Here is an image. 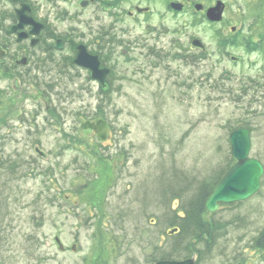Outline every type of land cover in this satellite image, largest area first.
<instances>
[{
    "label": "rangeland",
    "instance_id": "374dc122",
    "mask_svg": "<svg viewBox=\"0 0 264 264\" xmlns=\"http://www.w3.org/2000/svg\"><path fill=\"white\" fill-rule=\"evenodd\" d=\"M24 1L53 32L103 56L111 73L101 90L66 59L68 43L51 49L43 37L17 45L4 32L15 4L0 0V42L8 49L0 56V264H152L178 239L211 264L251 238L254 254L264 229V171L254 195L205 213L220 226L212 236L168 231L175 208L233 162V128L246 125L249 154L264 165V47L246 54L223 45L217 33L235 20L171 14L165 0ZM135 5L149 11L128 15ZM236 7L229 15L238 20ZM253 27L263 36L264 11ZM192 36L205 52L189 47ZM25 46L30 62L13 66ZM225 49L242 54L241 62L224 57ZM98 118L110 126L104 141L81 127Z\"/></svg>",
    "mask_w": 264,
    "mask_h": 264
},
{
    "label": "water",
    "instance_id": "95a60500",
    "mask_svg": "<svg viewBox=\"0 0 264 264\" xmlns=\"http://www.w3.org/2000/svg\"><path fill=\"white\" fill-rule=\"evenodd\" d=\"M172 8L179 10L181 4L178 2H171ZM198 8V6H197ZM223 5L217 2L215 6L207 10V17L210 20H219L221 18ZM145 8H137L141 11ZM30 11L28 4L21 3L19 7L15 8V12L18 18V22L13 24L8 30V33H17V41H20L24 37L28 36V33L24 31H18L22 29L24 25H31L32 28L29 31L30 34L36 35L42 24L27 13ZM36 38L31 39V44H34ZM194 45H200L197 39L192 41ZM57 47H59L57 45ZM77 54L74 62L80 66L86 67L91 72V77L104 84V79L109 69L106 67H99V60L97 55H92L86 51L85 46H77ZM24 63L25 58L18 61ZM83 128H89L93 130L99 140H105L108 136L109 128L106 122L102 119L96 121H85L82 124ZM230 151L235 162L226 171L223 177L213 187L211 194L208 196L205 207L208 211H212L216 208L217 202H232L236 200H242L253 194L260 185V176L263 172V167L260 161L256 158L249 157L250 149V136L247 128L239 127L232 130L229 134ZM38 151V149H36ZM40 153V152H39ZM176 228L170 232H174ZM60 249L63 248L62 243L58 236H55ZM74 249V246L72 247ZM154 264H196L193 259L187 258L184 260H159Z\"/></svg>",
    "mask_w": 264,
    "mask_h": 264
},
{
    "label": "flooded vegetation",
    "instance_id": "af4514ba",
    "mask_svg": "<svg viewBox=\"0 0 264 264\" xmlns=\"http://www.w3.org/2000/svg\"><path fill=\"white\" fill-rule=\"evenodd\" d=\"M49 1H53V0H49ZM81 1H86V0H77V3L79 2V5L81 3ZM171 1H177V2H181L182 3V10L181 11H173L169 6L168 3H170ZM240 3H238L237 0H165V5L167 7V10L171 13V14H181V13H187L189 11H191L192 13H197L199 16L201 17H205V20H207L209 22V24H223L225 23L226 20H235L237 23V25L235 24H230L229 25V30L225 31L226 28H222V31H218L217 35L219 38V42L221 41L226 45H230L231 47H235L236 49H240L242 51V53L246 52V54L249 53H258V52H262V48L264 47V33L263 36L258 35L259 32L256 31V28L253 26H257L258 22L261 20V16H262V11H264V0H239ZM88 2H90V0H88ZM217 2H221L223 3V11H222V18L219 21H210L207 18L206 15V11L208 8L213 7L214 5H216ZM236 4V13L232 14L235 17L238 18H232L231 14L229 15V13H231V11H229L230 7ZM198 6V8H197ZM135 7V6H134ZM133 7V9H134ZM197 9V10H196ZM248 12V13H247ZM31 13L33 14V8L31 9ZM130 16H135L136 14L131 10H128L127 12ZM203 15V16H202ZM247 16L248 19L245 18V16ZM231 17V18H230ZM201 20V19H200ZM247 20H252L251 23H249L248 25H245V22ZM44 23V27L41 29V31L39 32L38 36L40 38L43 37H47L49 40H51L54 44H56V42H60L61 44V48L66 46L67 43L68 45L71 44L72 41H70V43L68 42V36L67 35H60V34H56V32L51 29L48 28L47 22L46 21H42ZM244 23L246 28H242V24ZM228 26V25H227ZM252 27L253 29L248 28ZM30 29V27H25V30L28 31ZM46 32V33H44ZM222 33V35H221ZM232 36H229V35ZM216 35V37H217ZM14 37V35L12 36ZM190 37H186L185 42L183 44L184 47H188V41H189ZM194 38H198L196 36H192L190 39V48H194V49H198L202 52H205V45L202 42V40L200 38H198L202 43H203V47L198 45V46H193L192 45V40ZM61 40V41H60ZM28 41V40H26ZM71 48L75 49V44H71L70 45ZM7 46H3V55H7ZM22 54H25V57H27V62H30L31 60V56L27 55L29 53L28 51V47H23L21 49ZM225 50H222V53L224 54V57H228L229 60H231L232 62H241V60L243 59L242 54H234V53H225ZM14 55V54H13ZM67 57H69V54L67 55ZM16 60V57L14 56L13 61ZM15 62H13L14 64ZM15 67H17V65H15ZM253 83H257L258 82V78H253ZM103 93H106L103 92ZM214 229L215 232L220 230V226L215 225L214 224ZM248 239V237H246V240ZM255 244L254 247L257 250L254 254L251 252L252 249V238L249 239L246 243H245V247L242 248L241 250L238 249L236 252L233 253H229L227 255V258H225L222 262H219L220 258L217 257L214 261L218 264H264V229L261 230L258 235L257 238L255 240ZM241 248V246H240ZM206 252L202 251V252H197L194 253L192 256L194 257L195 261L197 264H211L208 256H205L207 254H205ZM209 254V253H208ZM188 257V256H187ZM186 257V258H187Z\"/></svg>",
    "mask_w": 264,
    "mask_h": 264
},
{
    "label": "trees",
    "instance_id": "16d2710c",
    "mask_svg": "<svg viewBox=\"0 0 264 264\" xmlns=\"http://www.w3.org/2000/svg\"><path fill=\"white\" fill-rule=\"evenodd\" d=\"M14 18L15 15L13 14V19ZM240 126H246V125L242 124ZM218 180L213 181L211 183H203L202 185L197 186V191H196L197 193L195 192L196 196L194 200H192V197L189 198L190 202L188 201L187 204L185 218H183V216L179 212V211H184L185 207L181 206L175 208L176 214L172 222V227L174 226L178 227V231L175 233V235L184 232L185 230L186 231L188 230L187 232H189V234L194 237V240L201 235H205L206 237L211 236L214 226H211L208 220L204 217L205 214L204 205L207 197L211 193L214 184ZM190 251L191 250L189 248L184 247L183 242L180 239H178L172 245V248L168 253V255L162 258H183Z\"/></svg>",
    "mask_w": 264,
    "mask_h": 264
}]
</instances>
